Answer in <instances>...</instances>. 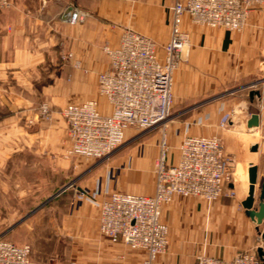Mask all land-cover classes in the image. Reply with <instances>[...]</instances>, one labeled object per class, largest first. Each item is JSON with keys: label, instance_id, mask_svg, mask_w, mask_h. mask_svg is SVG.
<instances>
[{"label": "crops", "instance_id": "1", "mask_svg": "<svg viewBox=\"0 0 264 264\" xmlns=\"http://www.w3.org/2000/svg\"><path fill=\"white\" fill-rule=\"evenodd\" d=\"M174 2L14 0L13 7L0 11V236L29 243L30 264H140L144 258V250L101 232L100 209L87 197L101 200L113 190L153 194L160 147L148 140L140 152L125 158L114 176L110 163L67 154L70 141L60 111L70 102L96 98L101 111L110 113V103L98 92V74L110 63L104 45H117L125 28L165 43ZM76 5L90 13L84 22L71 23L62 15ZM183 29L190 43L174 71L175 107L254 80L255 89L264 91V3L251 11L240 31L198 25L187 15ZM65 52L73 57L63 59ZM251 91L235 92L194 111L195 123L202 118L204 127L184 122L174 129L179 135L216 134L221 117L230 113L229 123L244 137H238L232 150L239 161L227 188L234 189V195L216 201L175 195L163 206L169 242L157 264H196L201 254L228 259L264 247L257 223L242 205L248 195V168L260 164L264 153L258 139L264 138L263 126L247 125L252 113L262 116L264 94L251 98ZM42 101L53 106L50 120L38 119L36 108ZM128 135H134L133 129ZM170 140L176 143L173 135ZM255 143L256 151L251 149ZM178 156L177 149L168 151V162L175 163ZM71 181L75 188L68 187Z\"/></svg>", "mask_w": 264, "mask_h": 264}, {"label": "built area", "instance_id": "2", "mask_svg": "<svg viewBox=\"0 0 264 264\" xmlns=\"http://www.w3.org/2000/svg\"><path fill=\"white\" fill-rule=\"evenodd\" d=\"M263 3L264 0H175L170 37L162 44L150 35L125 28L117 45H104L110 63L98 74V92L110 103L111 112L103 113L96 98L70 102L61 109L70 141L67 154L101 160L124 144L127 130L133 129L134 137L166 126L172 117L174 71L190 43V35L183 29L184 17L187 15L198 25L240 31L251 11ZM13 5L14 0H0V11ZM62 15L71 23H79L90 13L76 5L66 8ZM72 57V52L62 53L63 59ZM237 90L223 93L233 94ZM38 115L51 116L47 102L39 106ZM230 116L225 113L221 117V127ZM198 122H202V118ZM168 151L164 133L155 160L157 178L153 194L113 190L109 197L101 200L94 195L87 197L100 209V230L104 235L145 251L140 264H157L158 257L166 252L169 226L161 219V214L163 206L175 195L199 196L212 201L235 193L234 189L227 188V183L232 181V160L218 135L185 133L175 163L168 162ZM79 193L84 194V191ZM259 235L262 238L261 233ZM30 253L29 243H17L0 236V264H30ZM262 263L257 249L239 252L228 259L201 254L196 261V264Z\"/></svg>", "mask_w": 264, "mask_h": 264}, {"label": "rangeland", "instance_id": "3", "mask_svg": "<svg viewBox=\"0 0 264 264\" xmlns=\"http://www.w3.org/2000/svg\"><path fill=\"white\" fill-rule=\"evenodd\" d=\"M187 47L185 48V51H186ZM185 51H184V53H185ZM181 59H182V56L180 57V61H181ZM255 82H257V81H255V80L254 81H250L247 84L243 83L239 87H236V88H238L237 93L238 94H240V93H248V90L250 88V87H248V85L252 84V83L254 84ZM256 84L257 83H255V85ZM255 85H253L251 87L252 90H255V87H256ZM231 95H233V94H231V93H223L222 92L221 94L218 95V97L212 96V97L204 98V99H202V100H200L198 102H188V103H186V105L184 107H181V109H179V107H175V102H174V106L172 108V117L168 121L166 126L165 125H161V126L155 127V128H153V129H151L149 131H145V132L139 133V134H137L134 137H130L128 135L127 138H126V141L124 142V144L119 149H117L114 153L110 154L108 157H106L104 159L97 160L95 158H86V157H83V156H80V155L79 156L82 157V158L88 159V160L89 159L95 160L98 164L99 163H103V162L104 163H110V170L112 172V175L116 176V175L119 174V172L122 170V168L126 164L127 161L125 160V158H127V156H129L132 152H136V151L140 152L142 150V148L145 146V143L148 140H150V139L153 140L154 139L157 147L159 148L160 147V142H161V139H162V136H163L164 133H166L167 143H168V146H169V151L173 152L174 149L175 150L177 149V151L179 152V145L181 143L182 137L185 134L184 132H186V131H183L182 134L179 135L178 133L174 132V129L175 128L177 129V127L182 125V123H184V122H191V124H193V126H195V127H201V126L204 127V126H206V125H203V124H206L205 122L204 123L203 122L195 123L196 119L191 114L194 111H196L197 109H201V108L203 109V108H206V107L210 106L214 101H217V102L218 101H223V100L231 97ZM43 102H47L50 105L51 116L49 118H44V117H40L38 115V119L50 120L52 118V115H53V112H54L53 106L51 105L50 102H48V101L40 102L37 105L36 112L38 114L39 106ZM236 109H237V111H235L234 114L238 115L239 114L238 113V108H236ZM218 127L220 129V132L216 133V135L221 137V139L223 141V144L225 146V150H226V152L228 153V155L230 156V158L232 160L231 172H232V181H233V179H234V169H235L236 161H239V160H238V158L235 157V154H234V152L232 150H233L234 144L238 141V137H241V136L244 137V134L237 133L236 132L237 131L236 127L232 126L229 123V121L227 123H225L224 127H221L220 121H219L218 122ZM230 131H232V132H230ZM225 132H227V133H225ZM190 133L197 134V133H194L192 131ZM213 134H211V135H213ZM171 135H173V138L176 140V143L175 142L174 143L171 142V140H170ZM229 135L233 136V138L228 139ZM258 139L261 140L262 145L264 146V138L261 139L259 137ZM227 143L229 144L228 145L229 147L227 146ZM72 156H76V155H72ZM261 163H262V161H260V164ZM68 187L75 188L74 187V181H71L70 183H68ZM197 197H199V196H197ZM199 198L203 199V200H206V199H204L202 197H199ZM218 199H220V198L213 199L212 201H216ZM5 237L10 239V240L11 239L14 240L13 237H11V236H5Z\"/></svg>", "mask_w": 264, "mask_h": 264}, {"label": "water", "instance_id": "4", "mask_svg": "<svg viewBox=\"0 0 264 264\" xmlns=\"http://www.w3.org/2000/svg\"><path fill=\"white\" fill-rule=\"evenodd\" d=\"M264 81V78L262 79ZM261 80V81H262ZM261 89H255L250 92L251 98L254 96H261L264 94V91ZM249 128L263 126V135H264V112L261 116L260 113H252L247 121ZM259 148V144L255 143L252 145L251 149L256 151ZM261 164L251 163L248 168V178H249V187L248 195L242 201V205L246 209V213L251 217L258 225V229L261 233L262 238L264 239V228L261 229L260 226L264 224V153L262 156ZM262 171V176L259 179V171ZM258 254L262 258L264 264V247L259 246Z\"/></svg>", "mask_w": 264, "mask_h": 264}, {"label": "trees", "instance_id": "5", "mask_svg": "<svg viewBox=\"0 0 264 264\" xmlns=\"http://www.w3.org/2000/svg\"><path fill=\"white\" fill-rule=\"evenodd\" d=\"M173 105H174V102H173ZM173 105H172V108H173ZM6 238V237H5ZM8 239V238H7Z\"/></svg>", "mask_w": 264, "mask_h": 264}]
</instances>
